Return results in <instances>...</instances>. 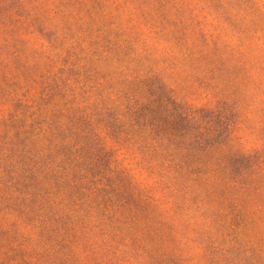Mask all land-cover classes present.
<instances>
[{"label":"rangeland","instance_id":"rangeland-1","mask_svg":"<svg viewBox=\"0 0 264 264\" xmlns=\"http://www.w3.org/2000/svg\"><path fill=\"white\" fill-rule=\"evenodd\" d=\"M0 264H264V0H0Z\"/></svg>","mask_w":264,"mask_h":264}]
</instances>
